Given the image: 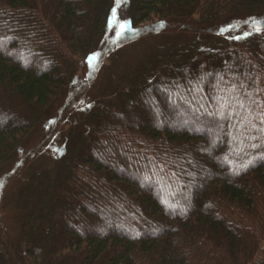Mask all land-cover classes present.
Instances as JSON below:
<instances>
[{
    "label": "trees",
    "instance_id": "16d2710c",
    "mask_svg": "<svg viewBox=\"0 0 264 264\" xmlns=\"http://www.w3.org/2000/svg\"><path fill=\"white\" fill-rule=\"evenodd\" d=\"M0 264H264V0H0Z\"/></svg>",
    "mask_w": 264,
    "mask_h": 264
},
{
    "label": "rangeland",
    "instance_id": "374dc122",
    "mask_svg": "<svg viewBox=\"0 0 264 264\" xmlns=\"http://www.w3.org/2000/svg\"><path fill=\"white\" fill-rule=\"evenodd\" d=\"M122 2H123V0H116V4L117 5H121ZM114 22H115L114 23V26H113L114 32H113V37L112 38L113 39L114 38L117 39L126 30V24H125V21L124 20L123 21L122 20H118V21H115L114 20ZM121 25H123V27H121ZM222 31H224L223 32L224 34H227L226 36L228 37V39H231L233 34L238 35V36L243 35V34H246V31H239V30H236V28H225V29H222ZM148 45H149V43H143V44L133 45V47H132L133 51L130 50L131 55H132V57L130 59L134 58V56L139 55L144 48H147L148 47ZM94 61H95V59L92 58L91 59V64H90V68H88V67L86 68V66H85V68L80 71L79 74H81V84H82V82H84L85 79L87 81L88 80L90 81V78L92 76H94V77H100L99 75L101 74V71H99V69L95 67ZM104 63H108V61H106ZM94 81L97 82L96 79ZM84 89H85V87H82V89L80 90L79 95H77V97H76L77 100L80 97H85L86 96L85 92H86L87 89H85V90ZM148 111L149 112H152V113L155 112L154 114H155V116L158 119L163 118V117L160 116V114L162 115V113H157L154 103H152L150 105ZM175 124H177V123H175ZM59 126H60V124L58 126H55L56 131L53 132V135H52V137L49 140L47 139L48 142H46V145H47L46 147L49 148L50 150L53 149L51 145L54 144V141L53 140L55 139V136L58 134V130H59L58 127ZM189 128H191L193 130V129H199V128H201V126L198 124V122H194L193 121V123H191V125L189 126ZM214 139H215V137L212 139V141H214ZM2 191H3L2 193L4 194V192H6L7 189L2 190ZM83 220H84V218H83ZM87 220L88 219H85L84 222H87Z\"/></svg>",
    "mask_w": 264,
    "mask_h": 264
},
{
    "label": "snow or ice",
    "instance_id": "6c2138e0",
    "mask_svg": "<svg viewBox=\"0 0 264 264\" xmlns=\"http://www.w3.org/2000/svg\"><path fill=\"white\" fill-rule=\"evenodd\" d=\"M121 27H123V25H121Z\"/></svg>",
    "mask_w": 264,
    "mask_h": 264
}]
</instances>
